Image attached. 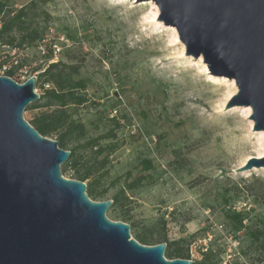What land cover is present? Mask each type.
<instances>
[{
  "label": "rangeland",
  "instance_id": "obj_1",
  "mask_svg": "<svg viewBox=\"0 0 264 264\" xmlns=\"http://www.w3.org/2000/svg\"><path fill=\"white\" fill-rule=\"evenodd\" d=\"M0 2L4 22L21 16L7 38L14 43L0 47V65L18 59L33 74L55 63L76 66L60 86L87 83L83 105L61 109L44 98L23 115L32 126L45 113L66 115L45 137L58 142L66 134L63 150L76 153L75 167H61L65 178L88 175L90 200H117L106 216L129 225L132 239L176 244L197 264H264V199L248 187L264 182V167L236 172L264 158V131L254 130L251 107L225 109L238 93L235 80L212 74L202 56H185L153 1ZM33 33L48 40L45 54L42 40L21 45ZM59 35L71 46L54 59ZM53 87L42 78L35 90L43 96ZM229 213L243 214L240 232Z\"/></svg>",
  "mask_w": 264,
  "mask_h": 264
},
{
  "label": "water",
  "instance_id": "obj_2",
  "mask_svg": "<svg viewBox=\"0 0 264 264\" xmlns=\"http://www.w3.org/2000/svg\"><path fill=\"white\" fill-rule=\"evenodd\" d=\"M135 1L158 6L157 21L176 28L185 56H202L212 74L235 80L225 109L251 107L254 130L264 131V0ZM37 81L0 76V264H193L167 259L166 243L132 239L129 225L107 218L113 201L94 202L83 182L63 176L71 152L23 116L40 100ZM254 167L264 158L236 172Z\"/></svg>",
  "mask_w": 264,
  "mask_h": 264
},
{
  "label": "trees",
  "instance_id": "obj_3",
  "mask_svg": "<svg viewBox=\"0 0 264 264\" xmlns=\"http://www.w3.org/2000/svg\"><path fill=\"white\" fill-rule=\"evenodd\" d=\"M3 4L0 2V8L3 9ZM21 16L18 17H10L7 21L4 22L3 30L0 32V43L1 46H5L7 44L12 45L14 42L8 40V36L13 33V31L17 28L18 22H20ZM42 40V37L38 35L37 33H33L31 35H26V37L23 39L22 44H25L26 41H28L30 44L39 42ZM1 67V65H0ZM79 70V67L71 66V65H63L61 63H55L51 64L43 73L40 74L38 77L37 84L40 83L41 79L44 78L46 82H51L54 87L50 89H46L43 96H40V100L36 103H33L30 108H33L37 106V103L42 101L44 98H49L52 105H57L61 109H65L70 105H83L86 103V97L81 95L80 92H83L87 88V83L83 80L77 82L73 88L68 89L65 91L64 86H60V82L62 80L63 74H70V73H77ZM45 96V97H44ZM66 122V115L60 113V111L53 112L52 114L45 113L38 117L36 121L34 122V128L44 137H47L49 135H52L60 130L62 128V125ZM33 125V124H31ZM66 134H62L59 137L58 145L60 148L64 149L66 147ZM104 152L103 149L100 150V154ZM75 151H71V156L69 160L67 161L66 165H75L77 164L75 162ZM78 180L81 182H85V180L88 178V175H82L78 173ZM250 192L255 195L258 198L264 199V182L260 180H256L252 185L248 186ZM117 204V200L114 201L113 206ZM112 206V207H113ZM227 218L231 221V223L234 226V232H240L242 229L245 228L244 225V218L243 214L240 213H234L233 215H230V213L227 215ZM251 236L254 237V241L258 240L256 238V235L254 233H251ZM137 241L140 242L143 245L153 246L158 245L162 243H166V241L163 240H157L154 241L151 237L148 236H141L139 235L137 237ZM176 244H167V249L165 252V257L169 260H175V259H190L188 253H185L181 251V249L176 248ZM260 250L263 251L264 256V242L260 245ZM193 264H197L196 262H193Z\"/></svg>",
  "mask_w": 264,
  "mask_h": 264
},
{
  "label": "built area",
  "instance_id": "obj_4",
  "mask_svg": "<svg viewBox=\"0 0 264 264\" xmlns=\"http://www.w3.org/2000/svg\"><path fill=\"white\" fill-rule=\"evenodd\" d=\"M4 27V13L0 10V32ZM54 43L51 47V54L54 59H58L62 52L71 46L70 40L65 35L53 36ZM47 39L43 38L39 44L40 49L44 54L47 52ZM4 47V46H0ZM43 71H37L34 74L31 73L27 66L21 65L18 59H13L7 64H3L0 67V76H6L19 84L25 83L29 78L36 76L37 78ZM49 88V87H48Z\"/></svg>",
  "mask_w": 264,
  "mask_h": 264
},
{
  "label": "bare ground",
  "instance_id": "obj_5",
  "mask_svg": "<svg viewBox=\"0 0 264 264\" xmlns=\"http://www.w3.org/2000/svg\"><path fill=\"white\" fill-rule=\"evenodd\" d=\"M176 40H178V36H177V34H176Z\"/></svg>",
  "mask_w": 264,
  "mask_h": 264
}]
</instances>
